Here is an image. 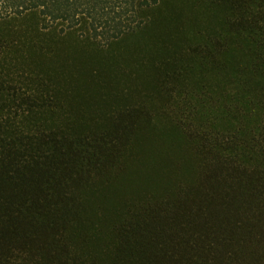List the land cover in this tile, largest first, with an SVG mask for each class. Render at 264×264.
<instances>
[{"label":"trees","instance_id":"16d2710c","mask_svg":"<svg viewBox=\"0 0 264 264\" xmlns=\"http://www.w3.org/2000/svg\"><path fill=\"white\" fill-rule=\"evenodd\" d=\"M164 3L0 0V26L13 28L0 37V264H264V0L235 21L248 55L217 96L191 77L204 64L159 37L153 57L119 74L131 86L120 84L119 111L49 113L53 75L41 58L54 52L19 51L37 46L21 30L109 50L148 30ZM185 84L199 90L184 94ZM154 106L192 140L191 179L176 180L178 156L152 172L133 161Z\"/></svg>","mask_w":264,"mask_h":264},{"label":"rangeland","instance_id":"374dc122","mask_svg":"<svg viewBox=\"0 0 264 264\" xmlns=\"http://www.w3.org/2000/svg\"><path fill=\"white\" fill-rule=\"evenodd\" d=\"M164 1L163 6L153 14L154 23L148 30L105 51H100L89 42H81L74 36L60 40L57 35L39 36L33 31L25 33L19 29V38L23 40L26 35L37 43L35 47L22 44L19 50L21 54L30 53L38 57L42 51L44 55L47 51L54 52L52 58H41L53 75L51 96L55 97L57 103L55 107L45 110L59 115L72 112L109 114L119 111L125 104L121 100L120 84L131 87L124 79L119 83V74L144 65L138 63L140 57L145 61L153 57L158 50L156 43L159 37L175 38L172 41L175 53L181 52L190 60L205 65L195 73L191 68L190 74L195 79H199L197 75L201 78L204 76L207 82L218 87L213 86L214 93L205 89L206 95L217 96L219 90L225 93L235 79L237 62L243 59L247 47L245 40L235 39L238 35L236 22H240L239 17L244 16L247 4L260 0ZM234 3L239 4L240 8ZM24 25L25 30L31 29L33 22L28 21ZM20 27L23 28L22 25ZM12 29L8 25L0 26V37L10 36ZM148 40L155 41L149 44ZM221 61L226 62L229 69L222 70ZM19 65H24V61H19ZM159 77H163V73ZM184 86V94L199 90L188 88L186 84ZM28 87L31 88V85ZM136 98L132 97L130 101L135 104ZM166 108L164 105V110ZM164 110L156 106L151 108L150 125L137 138L133 161L144 162L148 172H152L161 166V161H167L168 155L178 156L186 165L179 171L176 180L191 179L199 168L192 140L183 126L178 124V118ZM174 185L179 184L174 181Z\"/></svg>","mask_w":264,"mask_h":264}]
</instances>
